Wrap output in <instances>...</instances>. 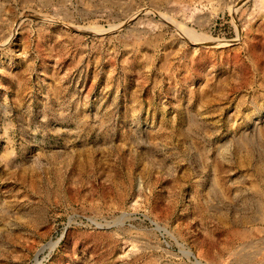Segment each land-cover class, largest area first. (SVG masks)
<instances>
[{
    "label": "rangeland",
    "instance_id": "obj_1",
    "mask_svg": "<svg viewBox=\"0 0 264 264\" xmlns=\"http://www.w3.org/2000/svg\"><path fill=\"white\" fill-rule=\"evenodd\" d=\"M0 264H264V0H0Z\"/></svg>",
    "mask_w": 264,
    "mask_h": 264
}]
</instances>
